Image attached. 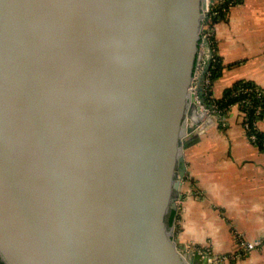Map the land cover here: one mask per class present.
Segmentation results:
<instances>
[{"label":"water","instance_id":"1","mask_svg":"<svg viewBox=\"0 0 264 264\" xmlns=\"http://www.w3.org/2000/svg\"><path fill=\"white\" fill-rule=\"evenodd\" d=\"M206 3L0 0L1 263L211 264L170 220L214 121Z\"/></svg>","mask_w":264,"mask_h":264},{"label":"crops","instance_id":"2","mask_svg":"<svg viewBox=\"0 0 264 264\" xmlns=\"http://www.w3.org/2000/svg\"><path fill=\"white\" fill-rule=\"evenodd\" d=\"M214 33L223 64L214 97L238 80H252L264 92V0L232 4L214 22ZM201 49L205 60L207 45ZM212 113L200 141L185 151L188 173L172 221L175 238L209 247L214 258L239 250L242 238L257 246L217 264H264V149L245 136L237 105L230 113ZM257 126L264 132V111Z\"/></svg>","mask_w":264,"mask_h":264},{"label":"trees","instance_id":"3","mask_svg":"<svg viewBox=\"0 0 264 264\" xmlns=\"http://www.w3.org/2000/svg\"><path fill=\"white\" fill-rule=\"evenodd\" d=\"M242 2V0H225L222 3L218 2L217 9H220V12L217 16L214 17V21H216L220 16H223L225 13V9H228L231 4ZM215 45V42L213 43ZM215 59L213 60L210 69V84L206 87L203 97L207 106H211L213 103L217 104V108L226 109L230 108L232 105L237 104L239 101H243L245 99H250L252 101L251 104L248 105L247 102L239 104L241 110H245L251 116L253 120L256 117V113L260 108L262 113L264 111V93L262 88H260L254 81L252 80H238L232 86L225 89L224 94L220 98H216L213 95V84L216 79H218L222 73L223 64L221 57L215 52ZM227 109L222 112V114L226 113ZM240 115H242V112ZM259 138L262 140L259 141V146L264 149L262 145V141L264 140V132L258 133ZM175 216V210L172 211L170 220L173 221ZM0 264H3L0 262Z\"/></svg>","mask_w":264,"mask_h":264},{"label":"built area","instance_id":"4","mask_svg":"<svg viewBox=\"0 0 264 264\" xmlns=\"http://www.w3.org/2000/svg\"><path fill=\"white\" fill-rule=\"evenodd\" d=\"M218 3V0H215L214 2H210L209 6L207 5V8L205 9V17H204V24H203V30H202V42L200 44V48L204 47V40L207 39L209 42H211V37L214 36V17L217 14V8L214 5L215 3ZM222 3V2H219ZM218 15V14H217ZM214 42V41H213ZM211 42V43H213ZM213 46V45H212ZM201 54H202V49H201ZM202 59L201 62L197 64L196 69H195V81L198 79V77L202 74L204 67H205V60L203 59V55H201ZM215 48L213 47V60L215 59ZM203 86V91H205V82L202 83ZM192 87L194 88V92L198 93V84L192 85ZM250 100V99H249ZM248 99H245L243 101H241L242 103L247 102L249 103ZM237 105H239V103H237ZM204 106V105H203ZM207 107V106H205ZM208 108V107H207ZM210 111H214V112H218L220 113V110L217 108V104L213 105V107H209L208 108ZM245 114V127H246V131L248 134V139L257 144L259 146V141L262 140L261 138H259L258 133L259 132H263L260 129H258L257 123H256V119L252 120L251 116L248 114L247 111L244 112ZM262 145L264 146V140L262 141ZM239 243L240 246L242 248V250L246 253L249 251H252V249H254L257 244L255 242H251V241H247L244 240L242 238L239 239ZM204 252V251H203ZM212 258V257H211Z\"/></svg>","mask_w":264,"mask_h":264},{"label":"rangeland","instance_id":"5","mask_svg":"<svg viewBox=\"0 0 264 264\" xmlns=\"http://www.w3.org/2000/svg\"><path fill=\"white\" fill-rule=\"evenodd\" d=\"M219 2H224L225 0H218ZM218 3L216 2L214 5L216 6V8H217V5ZM232 5V4H231ZM230 5V6H231ZM226 11H227V9H225ZM219 13H221L220 12V9H217V14H219ZM217 14L215 15V16H217ZM211 42H215V33H214V36H212L211 37ZM213 42V43H214ZM213 43H212V45H213ZM213 47L215 48V45H213ZM212 62H213V59H212ZM210 74H209V71L208 72H206V76H205V78L203 79V82H205V89H206V87L208 86V84H210ZM264 92H262L261 93V95L263 94ZM198 99H200V98H198ZM249 100V99H248ZM239 104H241L242 102L241 101H239L238 102ZM252 103V101L251 100H249V103H248V105L249 104H251ZM203 104V103H202ZM204 105V104H203ZM213 105H215L214 103L211 105V106H207L208 108L209 107H213ZM234 105H237V104H234ZM234 105H232L230 108H226L227 109V112L228 113H230L231 112V110H232V107L234 106ZM203 107H205V106H203ZM237 108H239V111H241L242 112V115H241V120H242V126H243V129H244V131H245V136L247 137L248 136V134H247V131H246V127H245V114H244V112H245V110H241V108H240V106L239 105H237ZM226 109H221V108H219V110H220V114H222V112L223 111H225ZM226 112V113H227ZM261 114H262V111H261V109L259 108L258 109V111H257V113H256V117L254 118V120L256 119V123H258V120H259V118H260V116H261ZM248 138V137H247ZM197 192V191H196ZM188 246V248H192V249H199V250H202V251H204V252H206V253H209L210 255H213V252H212V250L209 248V247H207V246H203V247H201V246H193L192 244H189V245H187ZM244 254L246 255V253L242 250V248H241V246H239V250H236V252H233V253H228V254H223V255H218V256H216L215 255V257L216 258H214V257H212V258H210V263L212 264H217V263H220V262H223V261H225V260H227V259H237L238 257H242V256H244Z\"/></svg>","mask_w":264,"mask_h":264},{"label":"bare ground","instance_id":"6","mask_svg":"<svg viewBox=\"0 0 264 264\" xmlns=\"http://www.w3.org/2000/svg\"><path fill=\"white\" fill-rule=\"evenodd\" d=\"M206 2H207L206 4L209 6V4H210L211 1L210 0H206ZM195 85H197V83L195 82V79H194V87H195ZM191 91L194 92V88L193 87H191Z\"/></svg>","mask_w":264,"mask_h":264}]
</instances>
